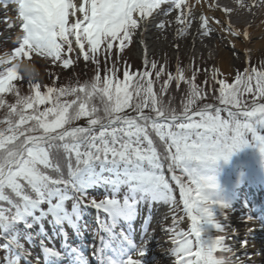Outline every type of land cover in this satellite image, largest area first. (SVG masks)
<instances>
[{
  "label": "snow or ice",
  "instance_id": "1",
  "mask_svg": "<svg viewBox=\"0 0 264 264\" xmlns=\"http://www.w3.org/2000/svg\"><path fill=\"white\" fill-rule=\"evenodd\" d=\"M0 3L5 10L15 6L18 23L7 22V17L6 23L9 29L19 30L17 46L0 55V109L4 110L0 118V250L6 254L5 264H21L22 260L32 264L25 241L33 243L38 238L44 264H90L83 245L65 243L63 250L49 246L53 237L45 228L47 222L54 236L69 237L68 229L82 235L88 209L96 210L99 244L92 245L91 255L97 264H146L143 258L153 234L143 229L136 243L132 221L142 205L153 203L168 205L172 226L162 230L172 245L167 251L175 258L173 264H245L236 256L235 246L226 242L230 238L227 226L220 223L214 206L227 205L217 198L216 178L206 170L250 141L264 152L260 132L264 129V63L260 67L250 63L237 71L232 83L218 68L212 70L211 80L204 72L205 83L214 81L212 87L219 93L215 99L222 107L216 106L205 102V96L210 98L212 93L196 82L199 68L191 76L179 64L170 71L167 62L151 59L145 44V35L153 26L161 31L175 28L177 36L189 32L197 17L186 0ZM235 3L238 8L209 7L230 18L238 10L250 12L257 6L256 0ZM260 3L264 5V0ZM213 19L198 18L199 35H249L224 19H215L213 24ZM136 40L144 46L143 66L119 67L126 64L123 51ZM80 57L94 65L93 76L66 85L55 81L45 85L40 77L26 78L18 63L43 59L69 69ZM121 71L122 80L117 76ZM224 71L231 75L229 69ZM173 82L176 89L181 82L187 85L179 111L172 106L173 97L164 100ZM25 83L28 94H22ZM157 83L158 91H154ZM145 108L150 111L146 113ZM81 119L86 120L84 125L75 124ZM165 168L179 187V201ZM100 184L110 189L102 198L89 191ZM178 211L190 219L189 231L178 227L184 219ZM213 228L222 235L212 234ZM247 243L244 239L240 246Z\"/></svg>",
  "mask_w": 264,
  "mask_h": 264
},
{
  "label": "rangeland",
  "instance_id": "2",
  "mask_svg": "<svg viewBox=\"0 0 264 264\" xmlns=\"http://www.w3.org/2000/svg\"><path fill=\"white\" fill-rule=\"evenodd\" d=\"M194 14L196 15L197 13L194 12ZM17 16L18 12L16 11L15 6H11L9 10H5L2 3H0L1 55H3L5 52L11 51L15 46H17V32L19 30L16 28L9 29L6 23V17L7 22H12L14 24L18 23V21L16 20ZM146 36L148 37V39H151V35H149L148 33L146 34ZM151 42V40L150 42L148 41V46L151 44ZM170 44L172 43L169 40H159L158 44L155 47L151 45L149 48L152 53L151 59L157 60L161 64L167 62L168 68L174 67L175 64H179L181 67H187L188 76L190 72L192 73V70L199 68L201 70V73L204 74V72H207L211 77L212 70L214 68H218L223 73V75L228 78V82L232 83V80L234 79L235 73L237 71L242 72L243 69L245 67H248L250 63L251 65L256 67H260L261 64L264 63V51H258L256 54L251 56V59H248L249 61H245V53L237 52L234 59V64L230 69L231 75H229V73L225 74L223 72V69L216 58L215 52L208 49V46H206L207 51H205V54L203 53L199 55L196 53V55L191 57L190 55L186 54L187 52L186 50H184L185 54L182 51L184 55L181 54V56L178 58L180 54L172 49L173 47L170 46ZM101 47L103 48V45ZM128 49L131 50L129 51ZM139 50L140 47L137 40L134 41L133 44L128 45V48H126L122 53L123 60L126 62V64L121 63L119 67L123 68L127 65H131V69H140L143 66L144 55L141 56ZM67 56L72 57L73 59L75 58L73 53H68ZM34 64L39 72L40 79L45 85H51L54 81L57 85H66V83L75 84L77 82L82 83L88 81L93 76L94 65H92L91 62L84 61L82 57H80L77 63L71 65L69 69H64L62 63H45L43 59L35 61ZM117 76L122 80V71L118 72ZM219 78L220 74L218 73L217 79ZM182 85L185 84L181 82V86ZM22 94H28L27 83H25ZM8 98L11 100L10 95ZM200 105L201 102L198 101L197 106ZM172 106H174V103L172 104ZM43 107L44 106H41V108ZM126 111L129 114H131L132 112L131 109H126ZM149 111L150 109L145 108L146 113H148ZM1 113L2 109H0V114ZM85 123V119H81L80 121L75 122V124L79 125H84ZM260 132L262 135H264V129H260ZM154 140L158 141V138ZM244 149H247V153L249 154L248 160L240 162L237 159V162L236 159L233 160L231 157L234 154H231V156L227 159L230 160L229 162L221 158L212 165L210 170H206V174L215 176L216 182L218 184V188L216 189L217 198L223 200L227 205V207L223 208L219 205L214 206L215 214L217 215L220 223L227 226V231L230 238L226 242L229 244L231 242H235L236 250L240 251L243 249L240 246V242L242 240L247 239V244H253L257 241L259 244L258 246H261V248L252 254L258 256L260 254V264H264V222L261 221V218L264 219V212L263 214H258V210L264 208V152H261L259 146L254 141H250ZM158 150L162 151V149L159 147ZM177 174H180L179 171L177 172ZM165 176L166 178H169L170 183L175 189V192L178 191L179 187L175 184L174 181L171 180V173L167 171V168H165ZM89 191L94 196L102 198L103 195H106L110 192V189L100 184L93 185L89 188ZM179 199L180 197H177L178 201ZM180 208H182V204H180ZM177 214L184 217L178 227L180 229H183L184 231H189L191 227L190 219L183 211H178ZM148 215V218H150L151 216L154 217L149 220L148 224H150L152 227H155L156 225L160 226V239L158 240H161L162 243H158V245L154 248H148V251L143 258L144 261L147 256H151V251H153L157 255L164 254L166 256H164L163 258H159L158 256L149 258L147 261H145L146 264H173L175 258L171 256L167 251L172 247V245L168 240L167 234L162 230V227L172 226V219L171 215L168 212V205L163 203H153L151 206H149L148 204L142 205L140 208V215L137 217V221L135 222L134 220L132 222V235L134 228H136V225L143 221L144 218H146ZM166 215L168 216V219L163 220V217ZM95 216L96 210L88 209L83 216L82 222L87 225V227L83 231V234L78 235L71 229H68L70 236L67 238L54 236L52 226L48 225L47 222H45V228L48 235L53 237V241L51 244H49V246H55L58 250H60V240L62 238H65L66 242L72 244L73 246L83 245V251L85 255L88 256L90 264H97L96 259L91 255L92 245L99 244L98 237L95 236V231L98 228L95 222ZM162 220L163 224L161 225L160 222ZM249 229L251 230L250 233L248 231ZM210 231L214 235H222V233H219L214 228ZM252 231L256 233L254 234L252 233ZM235 233H238V237L240 239H233L232 235ZM100 235H104V233L101 232ZM253 236L254 239H252ZM133 240L136 243H139V240L141 239L133 236ZM25 246L28 247L32 253V255L28 257V260L32 261V264H36L37 259H39L40 264H44V253L39 246V238L36 239L33 243L25 241ZM109 254L111 255L110 251ZM246 254L239 253L236 256L246 261ZM5 255V252L0 250V264H5ZM126 258L127 257H125V259ZM134 258H136L135 255ZM21 264H27V261L22 260ZM245 264L249 263L245 262Z\"/></svg>",
  "mask_w": 264,
  "mask_h": 264
},
{
  "label": "bare ground",
  "instance_id": "3",
  "mask_svg": "<svg viewBox=\"0 0 264 264\" xmlns=\"http://www.w3.org/2000/svg\"><path fill=\"white\" fill-rule=\"evenodd\" d=\"M246 2L251 3V0H246ZM186 3L191 5V11L197 14L195 15L198 18L203 15L207 17H213V24L215 23V19H224L231 24V26L243 33L244 31L248 32V37L245 38L243 35L239 38L232 37L228 32H216L214 36L211 38L203 37L198 34V23L197 20H193L192 26L189 29V32L184 34L183 36H177L175 28L172 30H158L157 28L150 27L147 33L151 35V39L145 35V44L148 45V41H152L148 46L150 48L151 45L155 47L159 40H169L175 51L179 54L178 58L185 54L184 50H186V54L193 57L197 54H205L207 51V47L210 50H213L216 54V58L221 65L223 72L228 74L229 72H225V69H231V66L234 64V59L237 52L245 53L247 58H251L258 51H264V5L260 3V0H256L255 7H252L249 12L247 9L238 10L234 15L230 18L226 17L221 10L216 9L215 7H209V5H228L233 8H238L235 3V0H200L197 3V0H186ZM175 12L171 13L169 19H172L175 16ZM191 19V18H190ZM179 27V25H176ZM146 33V34H147ZM140 47V55H144V46L139 43ZM252 43V44H251ZM197 49V50H196ZM150 50V49H149ZM195 50V51H194ZM163 51V50H160ZM184 54H183V52ZM144 227V226H143ZM143 227H139L138 235L143 231ZM256 227V226H255ZM160 227H154L151 231L153 234V238L149 242L148 248H154L155 246L162 243L160 239ZM252 233H256L252 231ZM241 235V234H240ZM248 235V234H247ZM234 240H238V233L232 235ZM240 239V238H239ZM254 239V236L252 237ZM230 245H234L236 248V243H230ZM249 245V246H248ZM258 242L247 244L242 247V250H236V255L239 253H248L246 254V261L249 264H260V254L255 255L252 254L256 252L261 246H258ZM161 246V245H160ZM163 258L164 254L157 255L155 252L151 251V256L146 257V261L152 257Z\"/></svg>",
  "mask_w": 264,
  "mask_h": 264
},
{
  "label": "trees",
  "instance_id": "4",
  "mask_svg": "<svg viewBox=\"0 0 264 264\" xmlns=\"http://www.w3.org/2000/svg\"><path fill=\"white\" fill-rule=\"evenodd\" d=\"M188 75V74H187ZM191 76V75H190ZM208 79L211 80V77L208 75ZM206 77L203 73H198L197 74V79L196 82L197 84H200L201 87L205 88L206 93H212L211 97L209 98V96H205V101L210 102V103H214L216 104V99L215 97L219 95L218 91H214L212 84H214L215 82L212 81L211 83H205ZM73 81V80H72ZM66 84H70V83H66ZM216 87L218 88V85H216ZM159 88V83L154 85V91H158ZM187 85H182L180 89H176L175 87V82H173L170 87H169V92L164 94V100L165 102L168 101L169 96L173 97V103H174V107L177 108V110H182V106H181V101L184 98V92L186 91ZM3 111L0 114V118H2L3 116Z\"/></svg>",
  "mask_w": 264,
  "mask_h": 264
},
{
  "label": "clouds",
  "instance_id": "5",
  "mask_svg": "<svg viewBox=\"0 0 264 264\" xmlns=\"http://www.w3.org/2000/svg\"><path fill=\"white\" fill-rule=\"evenodd\" d=\"M18 63L22 71V74H24L26 78H32V79L39 78V72L37 68L35 67L34 62L24 60V61H19Z\"/></svg>",
  "mask_w": 264,
  "mask_h": 264
}]
</instances>
